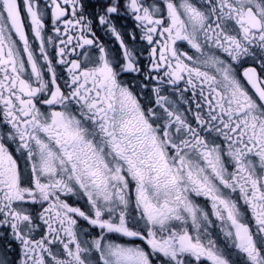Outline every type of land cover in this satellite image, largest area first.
Segmentation results:
<instances>
[{"label":"snow or ice","instance_id":"6c2138e0","mask_svg":"<svg viewBox=\"0 0 264 264\" xmlns=\"http://www.w3.org/2000/svg\"><path fill=\"white\" fill-rule=\"evenodd\" d=\"M0 264H264V0H0Z\"/></svg>","mask_w":264,"mask_h":264}]
</instances>
